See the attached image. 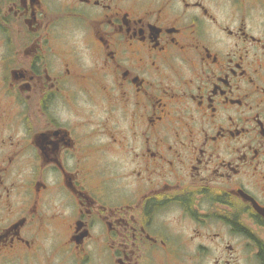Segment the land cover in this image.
<instances>
[{
  "label": "flooded vegetation",
  "instance_id": "obj_1",
  "mask_svg": "<svg viewBox=\"0 0 264 264\" xmlns=\"http://www.w3.org/2000/svg\"><path fill=\"white\" fill-rule=\"evenodd\" d=\"M0 264H264V0H0Z\"/></svg>",
  "mask_w": 264,
  "mask_h": 264
}]
</instances>
